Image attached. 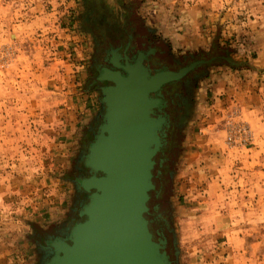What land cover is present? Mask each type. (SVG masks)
<instances>
[{
  "label": "rangeland",
  "instance_id": "obj_1",
  "mask_svg": "<svg viewBox=\"0 0 264 264\" xmlns=\"http://www.w3.org/2000/svg\"><path fill=\"white\" fill-rule=\"evenodd\" d=\"M86 1L0 0V264H40L37 233L79 202L102 112ZM94 1L134 6L172 57L207 63L178 93L192 102L151 204L172 261L264 264V0Z\"/></svg>",
  "mask_w": 264,
  "mask_h": 264
},
{
  "label": "water",
  "instance_id": "obj_2",
  "mask_svg": "<svg viewBox=\"0 0 264 264\" xmlns=\"http://www.w3.org/2000/svg\"><path fill=\"white\" fill-rule=\"evenodd\" d=\"M143 60L140 55L134 64H116L125 75L103 68L97 77L112 84L101 88L102 122L82 163L91 176L75 183V195L84 194L86 200L66 237L43 247L50 257L43 264H179L149 217L151 193H157L156 156L165 145L167 125L155 111L161 100L154 94L203 61L151 73ZM170 233L177 245L174 231ZM174 254L178 258V250Z\"/></svg>",
  "mask_w": 264,
  "mask_h": 264
},
{
  "label": "flooded vegetation",
  "instance_id": "obj_3",
  "mask_svg": "<svg viewBox=\"0 0 264 264\" xmlns=\"http://www.w3.org/2000/svg\"><path fill=\"white\" fill-rule=\"evenodd\" d=\"M85 5L90 8L86 11L87 13L83 19L85 23L89 22V30L92 32L91 36L95 46L94 72H96L97 75L101 73L103 68H108L112 71H120L125 75V72L117 67L116 64L119 63L123 66H125L127 62L129 64H134L140 55H144L143 62L150 69L151 73L167 70L178 71L194 62L203 61L202 64L190 71L181 80L163 86L157 94H154L156 98L161 100V104L155 111L166 118L167 125L164 127V135L168 137V144L164 145L156 156L155 183L157 184L160 177L157 172L161 169V158L164 157L169 145L174 146V142L176 141L175 138L180 131L181 124H178L175 116H179L178 118L181 123L188 117L187 109H190L189 105L192 100H190L191 102L189 101L188 105H186V102L193 94L192 87L190 89L189 86L195 83L196 77L202 72L203 67L207 63L202 59L188 60L189 58L185 56L178 59L172 57L166 44L162 40L154 37L153 31L146 27L145 21L136 15L135 9L133 8L134 6H130V4L125 5L118 1L117 6L111 7L108 2L92 0L86 1ZM96 78L97 76L94 78L92 88L99 93L103 86L112 84L109 82H100ZM183 91H186L189 97L178 101V93ZM98 118V122L94 124L93 130L90 132L91 135L97 132L96 129L99 123L101 124L102 122V112ZM170 136L172 139H170ZM91 137L92 136H90V138ZM84 171L81 172V176L76 179L77 181L91 176L87 170ZM78 200L79 202H76L72 208V216L67 218V220L65 219L62 225L58 227L55 226L54 229L49 231L37 233L34 244L37 253L41 257L40 264H43V258H46V260L50 259L43 247L50 246L54 239L65 238L68 229L74 223L73 219H79L78 213L82 206L80 200L81 203H84L86 195L79 194ZM150 213L151 215L149 217H152L155 221V208H153V211ZM152 228L155 232L158 230L155 225L152 226ZM159 230L165 233L164 228H159Z\"/></svg>",
  "mask_w": 264,
  "mask_h": 264
},
{
  "label": "crops",
  "instance_id": "obj_4",
  "mask_svg": "<svg viewBox=\"0 0 264 264\" xmlns=\"http://www.w3.org/2000/svg\"><path fill=\"white\" fill-rule=\"evenodd\" d=\"M99 104H100V102H99ZM101 105V104H100ZM99 105V106H100ZM100 111H102L101 110V108H100ZM100 111H99V113H100ZM97 112H98V110H97ZM97 112H96V114H97ZM99 115V114H98ZM98 115L95 117V118H93L94 119V123L92 122V124H91V126L93 127V125L96 123V122H98ZM91 126L90 125H88L87 126V128H86V131H84L83 133H84V135L82 136V137H84V142L86 143L87 141H88V139L90 138V136H91V134H90V132H91ZM206 158H208V157H206ZM64 221V220H63ZM63 221L62 220H60V219H58L57 220V223H56V226L58 227V226H60V225H62L63 224Z\"/></svg>",
  "mask_w": 264,
  "mask_h": 264
},
{
  "label": "trees",
  "instance_id": "obj_5",
  "mask_svg": "<svg viewBox=\"0 0 264 264\" xmlns=\"http://www.w3.org/2000/svg\"><path fill=\"white\" fill-rule=\"evenodd\" d=\"M158 173V172H157ZM157 192H158V190H156ZM158 193H156V192H152L151 193V195H152V199H151V201H150V206H151V204H152V202H153V198L155 197V199H156V196L155 195H157ZM153 211V208H152V206H151V211L150 212H152Z\"/></svg>",
  "mask_w": 264,
  "mask_h": 264
}]
</instances>
